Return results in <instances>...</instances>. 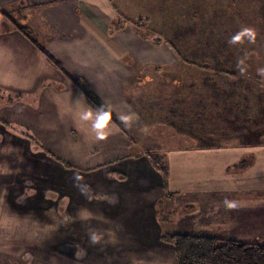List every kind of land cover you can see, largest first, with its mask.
I'll use <instances>...</instances> for the list:
<instances>
[{
  "label": "crops",
  "instance_id": "1",
  "mask_svg": "<svg viewBox=\"0 0 264 264\" xmlns=\"http://www.w3.org/2000/svg\"><path fill=\"white\" fill-rule=\"evenodd\" d=\"M161 11L155 0H0V264H175V247L162 237L167 229L264 239V196L245 185L264 181V143H245L232 128L238 136L229 137L214 81L198 78L197 63L182 77L176 49L148 34L152 20L163 21ZM72 80L124 130L108 122L100 139L99 114ZM217 81L223 93L229 80ZM236 97L244 103L243 88ZM182 99L203 107L208 135L221 128L224 143L154 142L168 162L167 196L146 143L149 128L181 123ZM260 108L254 99L258 121ZM193 115L183 120L187 128H196Z\"/></svg>",
  "mask_w": 264,
  "mask_h": 264
},
{
  "label": "rangeland",
  "instance_id": "2",
  "mask_svg": "<svg viewBox=\"0 0 264 264\" xmlns=\"http://www.w3.org/2000/svg\"><path fill=\"white\" fill-rule=\"evenodd\" d=\"M155 1L159 10H164L161 11L164 17L163 21L150 22L148 34L163 38L176 49L186 68H182V77H187L189 69L194 70L193 66L197 63L195 67L198 78L207 75L205 80L214 81L213 87L223 103L222 105L219 102L218 106L229 114L225 118L230 127L227 133L229 137L234 139L238 136L232 133V129L242 130L240 137L245 143H264V0ZM177 71L180 70L175 72ZM175 77H178V74ZM220 78L229 80L228 88L227 85L222 87L225 88L223 93L220 92L221 86L217 81ZM238 87L239 94L240 88H243L245 95L243 104L239 99V106L236 97ZM256 98L261 103L260 121L257 116L259 110L254 114ZM188 102L182 99L181 123L175 124V128H149L152 132L146 143L148 155L156 153L163 156V153L158 152L163 146L153 150L154 142L165 147H198L223 142L219 133L221 128H213V137L208 135L212 128H204L203 107L196 110L189 107L191 103ZM194 112L198 114L192 118L195 119L196 128H187L188 122L185 124L183 120L188 121V115L194 116ZM174 120H177V117ZM253 124L261 127L252 128ZM164 160L168 168L165 156ZM249 164L248 161L239 163L244 168ZM234 167L229 169L230 174L235 170ZM253 183L260 187V196H264V181H245L246 186L252 187ZM167 190L169 192L168 188ZM162 214H167L166 209L163 208ZM166 217L170 219L172 215L169 216L168 213ZM54 222L59 223L60 219H54ZM165 232L171 230L167 229Z\"/></svg>",
  "mask_w": 264,
  "mask_h": 264
},
{
  "label": "trees",
  "instance_id": "3",
  "mask_svg": "<svg viewBox=\"0 0 264 264\" xmlns=\"http://www.w3.org/2000/svg\"><path fill=\"white\" fill-rule=\"evenodd\" d=\"M7 20L14 28L29 36V30L20 26L5 13ZM37 46L44 52L48 60L63 69L62 65L55 60L41 45ZM85 95L87 103L98 114L108 112L109 122L115 123L124 130L116 115L95 94L89 92L80 81L72 80ZM152 165L162 173L166 188V195L171 193L167 190L169 170L165 164L164 156L160 154H149ZM162 237L175 247V264H264V241H242L230 238H221L193 233L164 232Z\"/></svg>",
  "mask_w": 264,
  "mask_h": 264
},
{
  "label": "clouds",
  "instance_id": "4",
  "mask_svg": "<svg viewBox=\"0 0 264 264\" xmlns=\"http://www.w3.org/2000/svg\"><path fill=\"white\" fill-rule=\"evenodd\" d=\"M91 115V113L85 114L84 119H88ZM120 119L124 122H127L131 119V117L121 116ZM109 120L110 114L108 112H103L96 117L95 122L93 123V128L97 130L100 139L104 138L105 133L103 132V129L108 124ZM98 239L99 237L96 235L92 236L93 242H96Z\"/></svg>",
  "mask_w": 264,
  "mask_h": 264
}]
</instances>
